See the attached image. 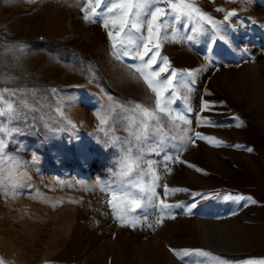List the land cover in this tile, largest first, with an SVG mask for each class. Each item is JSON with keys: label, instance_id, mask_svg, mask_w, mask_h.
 Masks as SVG:
<instances>
[{"label": "rangeland", "instance_id": "1", "mask_svg": "<svg viewBox=\"0 0 264 264\" xmlns=\"http://www.w3.org/2000/svg\"><path fill=\"white\" fill-rule=\"evenodd\" d=\"M185 2L221 31L199 14L188 27L186 18L170 27L160 55L178 73H194L184 80L195 83L168 86L175 96L162 102L174 100L176 110L169 114L156 109L135 71L141 62L112 55L107 33L118 43L119 25L84 20L95 0H0V92H17L5 93L0 108L21 98L28 104L27 122L9 124L20 131L5 147L21 163L0 160L3 264H264V0ZM105 10L101 0L96 11ZM231 11L237 16L225 21ZM145 122L151 134L137 141ZM165 155L176 157L168 170ZM148 161L159 176L156 207L137 209L135 226L124 225L108 201L131 208L117 189L141 176L149 183ZM193 193L207 198L196 196L188 214ZM161 200L181 206L156 223Z\"/></svg>", "mask_w": 264, "mask_h": 264}, {"label": "snow or ice", "instance_id": "2", "mask_svg": "<svg viewBox=\"0 0 264 264\" xmlns=\"http://www.w3.org/2000/svg\"><path fill=\"white\" fill-rule=\"evenodd\" d=\"M32 2V0H29ZM101 0H95V8H93L92 15H84V20L86 22L91 21L95 22V17L103 16V27L108 28L109 23L118 24L119 31L115 33V37L119 38L117 43L114 38L113 32L109 31L107 33L110 40H112V55L116 59L129 58L131 60H139L141 63L138 66H135V71L140 73L143 80L147 83L148 88L155 93V107L161 112H168L169 114L173 111H176L172 105L174 100L166 98L162 102V97H165L166 93L170 97L175 96V91L168 90V86L173 85L174 83L177 86H183L184 88L191 90V87L194 85L195 81L192 80L190 83H185V77H193L194 73L192 72H183L181 70L179 73L176 69L167 67L169 65L168 58L161 56L159 49L164 41L169 38V29L172 25H179L182 21V18L185 19V26H189L194 18L195 14H199L196 17L198 20H203L206 18L208 22L216 26V31L219 33L221 31V25L217 24L216 21L212 20L210 16H207L206 13H203L198 7L194 4L186 3L185 0H180L182 7H177V4L173 0H104L106 10L102 12H97L96 9L100 8ZM185 8H188V11H184ZM167 9V11H166ZM217 11H223V9H217ZM237 16L235 11H231L228 15L225 16V21H228L230 17ZM146 26L147 37L143 36V29ZM193 33L197 32L195 27L191 28ZM136 34V35H134ZM175 35V33H173ZM192 39V37H188ZM215 43V40H213ZM22 50V46H21ZM160 65L157 69L155 66ZM145 69H151L149 74H145ZM161 73H166L165 76L161 77ZM149 76L154 78L153 80L149 79ZM179 77V79H178ZM154 83L162 85L161 88L154 86ZM23 91V90H21ZM55 92V90H53ZM5 93L10 94L15 97L17 95L16 90L3 89L0 92V100L3 99ZM6 107L0 108V160H12L14 163L19 165L21 162L17 161L14 157L9 156L5 153V147L9 142V139L12 135L20 131L19 127H9V124L14 122H27L28 113L23 109L28 107V104L22 98L16 101V106H14L13 101H5ZM216 105L205 102L203 108L210 109L214 108ZM136 110H141L145 117L152 116L153 114L148 111L147 108H142L140 104L135 105ZM35 111L36 109H31ZM56 111L60 112L63 117V112L59 105L56 108ZM234 119L239 120L238 117ZM179 120L184 124H188V120L184 114L179 115ZM71 125V121H66ZM103 124L104 121L101 120ZM205 123H210L205 121ZM237 126H241L239 123ZM74 128L75 125H72ZM150 131L147 128L146 122L145 127L140 130L139 134H136L135 138L137 141H140L142 138L147 139L150 136ZM199 136V133H197ZM239 147V146H236ZM251 151V149H247ZM157 154H159L157 152ZM35 154L33 155V160H35ZM176 159V157L165 155L164 166L167 169V164L169 161ZM131 158L130 155L126 154L124 159L121 162L122 171L124 175H127L131 171ZM149 172L152 176V180L145 184L142 182L143 177L139 179L130 180L127 185H120L117 190L126 191L127 196L131 197L127 204H131L132 207H122L121 205L114 203L113 200H109V206L111 207L114 215L117 219L124 225L135 226L138 217L132 215L137 209L147 208V207H156L154 201L156 197V181L159 180L154 172L151 171L155 167V164L152 161H148ZM111 187V186H109ZM136 188L138 191H128V189ZM107 191V188L102 189ZM167 191V186H165ZM173 192L186 191L185 189L173 188ZM196 196H200L201 199H205L201 193H193V203L188 208V214H191L193 208L196 207L197 201L195 200ZM237 200L250 199L243 196L236 197ZM181 205H169L163 200L160 201L158 206L159 218L156 220V223L162 222L164 214L172 207H180ZM152 224H148V227H152ZM0 264H3V261H0ZM191 264V262H190ZM197 264H203V261L197 262ZM223 264V262H220Z\"/></svg>", "mask_w": 264, "mask_h": 264}]
</instances>
